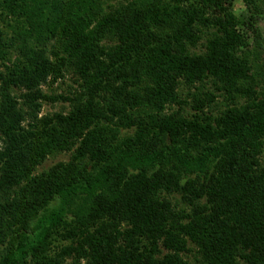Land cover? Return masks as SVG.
Returning a JSON list of instances; mask_svg holds the SVG:
<instances>
[{"label": "trees", "instance_id": "16d2710c", "mask_svg": "<svg viewBox=\"0 0 264 264\" xmlns=\"http://www.w3.org/2000/svg\"><path fill=\"white\" fill-rule=\"evenodd\" d=\"M239 1L0 0V264H264V0Z\"/></svg>", "mask_w": 264, "mask_h": 264}, {"label": "rangeland", "instance_id": "374dc122", "mask_svg": "<svg viewBox=\"0 0 264 264\" xmlns=\"http://www.w3.org/2000/svg\"><path fill=\"white\" fill-rule=\"evenodd\" d=\"M233 10L237 15H240L245 10V8L239 0H235ZM258 27L261 31V36H262V42L261 43H262V45H264V15L259 20ZM199 50H200V48H199ZM263 58H264V55H263ZM60 84L61 83H59V85L54 87V90L52 93L57 94V95H61V94L63 95L69 90V87H73L72 81H67L65 83H62L61 86H60ZM59 86H60V88H59ZM66 110H68L67 105H55V106H45L44 107V113L45 114H50V113L52 114L55 112L66 111ZM69 159H70V155H67V154H63V155H59V156H56L53 158H49L45 162V164L38 169V173H41L43 171H47L49 168H51L52 166H54L55 164H57L59 162H67V161H69Z\"/></svg>", "mask_w": 264, "mask_h": 264}]
</instances>
